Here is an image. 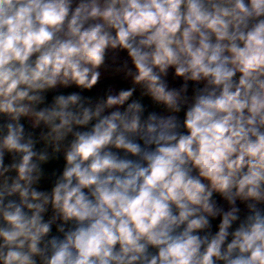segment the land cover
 <instances>
[{"label":"clouds","instance_id":"1","mask_svg":"<svg viewBox=\"0 0 264 264\" xmlns=\"http://www.w3.org/2000/svg\"><path fill=\"white\" fill-rule=\"evenodd\" d=\"M0 264H264V0H0Z\"/></svg>","mask_w":264,"mask_h":264}]
</instances>
